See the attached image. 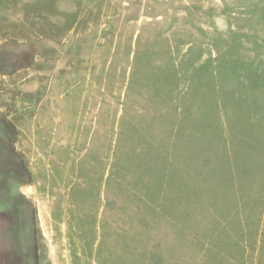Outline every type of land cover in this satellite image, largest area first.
Returning a JSON list of instances; mask_svg holds the SVG:
<instances>
[{
  "label": "rangeland",
  "instance_id": "1",
  "mask_svg": "<svg viewBox=\"0 0 264 264\" xmlns=\"http://www.w3.org/2000/svg\"><path fill=\"white\" fill-rule=\"evenodd\" d=\"M0 264H264V0H0Z\"/></svg>",
  "mask_w": 264,
  "mask_h": 264
},
{
  "label": "crops",
  "instance_id": "2",
  "mask_svg": "<svg viewBox=\"0 0 264 264\" xmlns=\"http://www.w3.org/2000/svg\"><path fill=\"white\" fill-rule=\"evenodd\" d=\"M2 28L4 27V25L2 24V26H1Z\"/></svg>",
  "mask_w": 264,
  "mask_h": 264
}]
</instances>
